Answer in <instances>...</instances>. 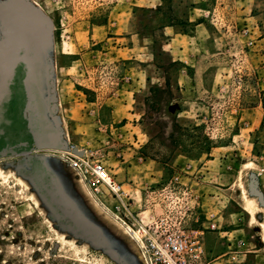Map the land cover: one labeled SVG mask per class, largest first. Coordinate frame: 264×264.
<instances>
[{
    "label": "rangeland",
    "instance_id": "1",
    "mask_svg": "<svg viewBox=\"0 0 264 264\" xmlns=\"http://www.w3.org/2000/svg\"><path fill=\"white\" fill-rule=\"evenodd\" d=\"M2 1L0 169L16 167L15 176L24 183L14 176L0 178V264H144L134 258L136 245L119 221L132 225L157 216L163 210L158 188L174 176L190 191L181 208L185 228L203 229L209 257L225 255L223 264H264L257 223L264 220V210L259 212L264 203L248 189L255 175L264 195V159L259 158L264 84L257 85L264 79V0H34L52 17L55 36L49 48L54 67L29 61L30 123L39 148L23 115L24 66L18 64L7 86L14 63L4 61V55L18 58L16 45L32 39L36 48L48 44V26L43 22L36 34L33 9L25 0ZM17 1L30 12L29 30L18 23ZM197 23L215 46L210 48L201 35L189 40L182 63L180 56H170L172 46L163 48L164 25L192 33ZM102 24L107 26L92 38L91 27ZM185 42L174 43L182 47ZM214 72L217 80L209 90V80L199 75ZM258 99L262 127L249 140L233 126V107L239 110ZM21 141L28 145L1 153ZM70 144L103 159L123 185L124 208L107 192L94 194L79 181L60 155ZM46 154L54 168L45 163ZM42 163L56 173L59 190ZM243 189L256 200V222L243 209ZM63 195L97 228L99 239L75 226L74 207ZM210 213L220 231L208 228ZM230 254L236 258L226 262Z\"/></svg>",
    "mask_w": 264,
    "mask_h": 264
},
{
    "label": "built area",
    "instance_id": "2",
    "mask_svg": "<svg viewBox=\"0 0 264 264\" xmlns=\"http://www.w3.org/2000/svg\"><path fill=\"white\" fill-rule=\"evenodd\" d=\"M248 44L251 45L252 41ZM60 155L85 187L94 194L107 192L122 208L125 207L123 185L113 177L97 153L70 144ZM187 189L177 176L172 177L167 184L158 188L163 210L144 223L138 219L131 225L133 233L142 242L145 264H223L222 257L225 255L209 257L203 229L185 228L186 219L181 208L184 207L186 194L190 192ZM154 191L151 189V192ZM215 217V213H210L208 228L220 231ZM235 258V254H230L226 262Z\"/></svg>",
    "mask_w": 264,
    "mask_h": 264
},
{
    "label": "bare ground",
    "instance_id": "3",
    "mask_svg": "<svg viewBox=\"0 0 264 264\" xmlns=\"http://www.w3.org/2000/svg\"><path fill=\"white\" fill-rule=\"evenodd\" d=\"M10 0H3L2 1V4L3 5H8ZM26 3L33 9L32 13H33V17L35 18L36 20V28H35V33L37 34L38 32V35L40 32H42L43 30V22L46 23V25L48 26V30H49V42L48 44H42L39 48L35 47V43L33 41V39L31 41H29V44L27 43L28 45V48H30L29 52H30V59L27 57H24V55L22 56H19V58L21 59H24V62L26 63L27 67L31 70L30 68V62L31 60H36L37 62H39V65L41 66V68L43 69H46L48 67L52 68L54 67L55 65V60H54V57L55 55L51 54L49 52V48L52 47L53 43L55 42V36H54V21L52 19V17L47 14L45 12V10L42 8V6L34 1V0H25ZM24 3L22 1H17L16 5H20V7L22 9H24V12L26 11L27 14H25L22 11H20L19 15L21 16L19 19H18V23L21 24L22 26L24 27H28L25 22H26V19L28 18V16L31 17L30 12L29 10L23 5ZM24 13V14H23ZM17 14V13H15ZM30 21V19H29ZM1 25H4L5 24V21H3L1 19V22H0ZM16 26V25H15ZM28 30H29V27H28ZM31 32V30H30ZM33 38V37H32ZM10 39V38H9ZM11 43H13L12 41H10ZM16 47H18L16 45ZM15 47V51H16V48ZM3 53H5L3 51ZM2 54V52H1ZM15 59V61H13ZM8 60H9V63L12 62V64L16 63L17 62V58L16 56L14 58H12L9 53H5L4 55V61H6L8 63ZM30 61V62H29ZM13 64V66H14ZM9 68V67H8ZM13 71V70H12ZM56 71V69H55ZM12 79V77L9 79V83H10V80ZM8 83V85H9ZM35 131V130H34ZM80 152H82L81 150H79ZM47 156L49 155H45L44 157L45 158V163L50 166L51 168L54 166L52 165V162L51 160H49L47 158ZM244 167H247V165H244ZM54 171V170H53ZM16 172V167L14 168H11L9 169L8 171H5L3 169H0V178L3 179V180H6L7 178L11 177V176H14L17 178L18 182L19 183H24L23 180H21L19 177L15 176ZM242 199H243V209L250 215L251 217V222H256L257 219H256V216H255V213H256V206H257V203H256V200L253 198V197H250L246 191V189H243L242 190ZM258 225L260 226V230H262L263 232V238H264V220H259L258 222ZM119 227L122 228L124 230V233H126L128 236L131 237L132 241L135 243L138 238L137 236L135 235V233H133L134 229H132V226L122 220L119 221ZM135 247H133L132 249V254L134 256V258L138 261V262H143L145 264V256H144V253H143V249L141 248L142 247V242L140 240H138V243H135Z\"/></svg>",
    "mask_w": 264,
    "mask_h": 264
},
{
    "label": "crops",
    "instance_id": "4",
    "mask_svg": "<svg viewBox=\"0 0 264 264\" xmlns=\"http://www.w3.org/2000/svg\"><path fill=\"white\" fill-rule=\"evenodd\" d=\"M190 15V13H189ZM188 15V16H189ZM190 19V18H189ZM192 20V19H190ZM201 23H197L194 25V29L192 30V33H185V32H178V30L173 27L172 25L169 24H165L164 25V31H162L165 36H167V42H165L163 44V48H165V46H172V49H169V54L171 55H176V56H180L178 58V60H182L180 62L184 63L187 58H185L184 56L187 54V51L189 49V47L191 46L190 41L191 40H195L197 38V36L201 35L202 36V40L207 41L206 37L209 34V31L207 30H203L202 28H200ZM107 25L106 24H102V25H97V26H92L90 29V33H91V37L93 38V36H95L97 33H101L102 29L101 28H105ZM109 27V26H108ZM170 29V31L168 30ZM117 31V30H115ZM106 32V31H104ZM171 32V33H170ZM183 38V40H186L185 44L187 45H183L178 46L175 45V41H177L178 39ZM190 40V41H189ZM207 43L209 44V47L213 49V47L215 46V39L211 38L207 41ZM114 47V46H112ZM184 57V58H183ZM196 56H193V58H190L189 60H193L195 59ZM196 69H193V75L195 77L196 76ZM129 77H124L125 80L128 81ZM147 79V77L145 78V80ZM199 79L207 81L209 80V83H207L208 86H210L209 90L213 89V83L217 80V74L214 72V74H208V77H206V74H200L199 75ZM132 80L135 81V79L132 77ZM262 85L264 84V79L262 78L261 81H258L257 85ZM126 91V90H124ZM127 93H130L127 91ZM123 94V93H122ZM128 95V94H127ZM120 101H123V95L121 98H119ZM117 105V103H116ZM115 106V105H114ZM114 106H111V111H113ZM124 106H127L124 104ZM236 106L233 107V112L236 110L237 114L235 115V119L233 121V126L237 125L239 127V130L242 131L244 130L247 133V137L249 140L252 138L253 132H255V130H258L262 127V121H263V117H262V113H263V106H262V102L261 100L258 99V101L251 106L245 107V108H240L238 110V108H235ZM235 136H239V133L235 132L234 135ZM252 141V140H251ZM252 144V142H251ZM260 159H264V147L262 148V153H260L259 155ZM250 161H246L245 163H248ZM55 165V164H54ZM56 167V166H55ZM58 169V167H56ZM243 169H245L243 167ZM59 170V169H58ZM51 174L57 179L58 181V177L56 175V173H54V171H50ZM241 172V171H240ZM258 188H259V181H258ZM241 185V184H240ZM239 185V186H240ZM261 190V188H259ZM262 191V190H261ZM242 205V203H240V206ZM259 205V204H258ZM260 207V211L264 210V206L259 205ZM257 215V214H256ZM250 224V222H249Z\"/></svg>",
    "mask_w": 264,
    "mask_h": 264
},
{
    "label": "water",
    "instance_id": "5",
    "mask_svg": "<svg viewBox=\"0 0 264 264\" xmlns=\"http://www.w3.org/2000/svg\"><path fill=\"white\" fill-rule=\"evenodd\" d=\"M20 7L19 9V12H18V16L20 11L23 10L24 12V9H22ZM25 14H27V12L25 11L24 12ZM23 13V14H24ZM28 18L30 19V17L28 16ZM31 20V19H30ZM30 22V21H29ZM27 44H22L20 46L17 47V51H18V55L19 56H22L24 55H27L28 52H26L27 48H26ZM18 56L17 58V62L14 64L13 66V71H12V79L10 80V83L9 85L12 83L13 81V78L15 76V72H16V67L18 66V64H22L24 66V74H23V77L21 78V85H22V88H23V91H24V95H25V101H24V104H23V115H24V118L26 119V127L28 129V132L29 134L31 135V139H32V143L34 144L35 147L39 148L41 147V143L39 141V137L37 135V133L33 130V127L31 126V121H30V106H31V94H30V90H29V87H28V83H29V78H30V75H31V72H30V69L27 67L26 63L24 62V59H20ZM7 85V86H9ZM9 93L7 94V98L8 96H10V90L8 91ZM53 140V138H51ZM28 145V143L26 141H21L15 145H9L7 146L4 150H2V154L3 153H6V151L8 150H11V149H14L16 147H26ZM80 152V151H78ZM44 168H46V170H48V172H50V170L44 165V163H42ZM50 176L51 178L54 180V182L56 184H58V190H59V183L57 181V179L51 174L50 172ZM258 180H257V177L255 175H251L249 181H248V189L250 191V193H253L257 199L259 200V202L261 204L264 203V195H263V192L258 188ZM66 195H63L64 198H66V205L70 208H73V203H71V201L69 199H67V196L65 197ZM75 210V207L73 208ZM73 223L75 224V226L77 227H80L79 229H81L83 231V233L85 235H89L92 239H99V234L97 233V228L95 226H93V224H91L87 219H85L80 213L79 211H76L75 210V214L74 216L71 217Z\"/></svg>",
    "mask_w": 264,
    "mask_h": 264
},
{
    "label": "flooded vegetation",
    "instance_id": "6",
    "mask_svg": "<svg viewBox=\"0 0 264 264\" xmlns=\"http://www.w3.org/2000/svg\"><path fill=\"white\" fill-rule=\"evenodd\" d=\"M10 123H12V120H10Z\"/></svg>",
    "mask_w": 264,
    "mask_h": 264
}]
</instances>
